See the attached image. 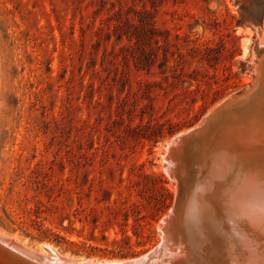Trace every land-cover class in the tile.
<instances>
[{"label":"rangeland","instance_id":"obj_1","mask_svg":"<svg viewBox=\"0 0 264 264\" xmlns=\"http://www.w3.org/2000/svg\"><path fill=\"white\" fill-rule=\"evenodd\" d=\"M263 18L264 0H0V224L55 207L153 249L176 197L162 147L254 82Z\"/></svg>","mask_w":264,"mask_h":264},{"label":"bare ground","instance_id":"obj_2","mask_svg":"<svg viewBox=\"0 0 264 264\" xmlns=\"http://www.w3.org/2000/svg\"><path fill=\"white\" fill-rule=\"evenodd\" d=\"M262 22L257 45L264 48ZM257 58L252 55L254 82L241 97L219 103L203 127L162 147L176 204L189 189L184 211L177 208L172 221L173 234L184 247L182 264H264V55ZM191 170L196 178L189 182ZM193 215L204 231L195 226L187 238L182 224ZM159 230L163 236L162 223ZM0 234L27 246L17 235Z\"/></svg>","mask_w":264,"mask_h":264},{"label":"water","instance_id":"obj_3","mask_svg":"<svg viewBox=\"0 0 264 264\" xmlns=\"http://www.w3.org/2000/svg\"><path fill=\"white\" fill-rule=\"evenodd\" d=\"M249 86L244 88L240 93L230 96L226 100H237L246 92V89ZM209 113L210 111L208 112L206 117L201 121V123L198 124L199 127H203L206 124L209 117ZM176 138L179 137L176 136L170 141L174 142ZM188 193L189 189L187 190L185 198L183 197L181 199L180 197L177 201V204L175 203V198L174 204L171 210L169 211L168 215L161 220V232L163 235L161 241L153 249L143 253L142 255L119 260L83 258L63 254L59 250H54L53 248L49 247V245H52L54 248L58 249L56 246L46 242L39 243L38 250H35L21 244L19 241L14 240L11 237L0 234V264H182V262L185 261V258L183 256L184 247L183 245H181V242L177 241L175 235L173 234L175 228L172 226V221L173 218L176 217L177 208L178 210L184 211L186 207ZM191 220L192 221L189 220V222L186 224H182L181 222L185 236L187 234V238H189L192 233H195V226L197 229L200 228L202 231H204V226L201 223V219L198 218L197 215H193ZM187 229L189 233L185 232ZM186 241L187 242L184 243L188 244L189 240L186 239ZM188 264H191V262L188 261Z\"/></svg>","mask_w":264,"mask_h":264},{"label":"trees","instance_id":"obj_4","mask_svg":"<svg viewBox=\"0 0 264 264\" xmlns=\"http://www.w3.org/2000/svg\"><path fill=\"white\" fill-rule=\"evenodd\" d=\"M76 191L69 190V192ZM92 191V190H90ZM166 207L159 210V212H154L149 214H141L136 217V221L140 219L148 220L147 225H152L156 223L160 217L164 214ZM47 216L43 215L40 212L39 207L36 205L34 208H31L32 219H31V228L25 227L23 225L12 223V225L0 224V226L11 230L13 233H20L27 237L30 241H39V242H49L57 247L64 248L67 251H70L75 255L86 254L87 256H97V257H107V256H137L148 250V246H153L155 240L150 238L137 239L135 242V247L132 248L130 244L131 238L126 232H123V238L119 240L117 237H114L111 241L109 236L105 232H100L99 235L96 234L94 228H91L89 231L85 232L83 221L81 218L76 216L71 217L68 214H58V211L55 207L47 209ZM53 215L58 216V221L55 222L52 219ZM143 220V221H144ZM65 221H68L67 225H64ZM77 222L80 223V226H77ZM145 222V221H144ZM135 237H138L137 232H133ZM125 244L126 247L121 246ZM117 246L121 247L119 250L111 249V247Z\"/></svg>","mask_w":264,"mask_h":264}]
</instances>
